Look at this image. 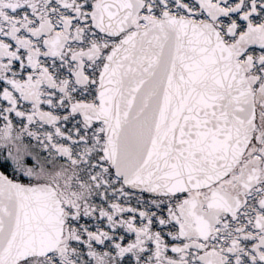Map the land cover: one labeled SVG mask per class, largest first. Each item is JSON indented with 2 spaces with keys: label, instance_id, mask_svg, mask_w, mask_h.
Returning a JSON list of instances; mask_svg holds the SVG:
<instances>
[{
  "label": "snow or ice",
  "instance_id": "6c2138e0",
  "mask_svg": "<svg viewBox=\"0 0 264 264\" xmlns=\"http://www.w3.org/2000/svg\"><path fill=\"white\" fill-rule=\"evenodd\" d=\"M0 264H264V0H0Z\"/></svg>",
  "mask_w": 264,
  "mask_h": 264
}]
</instances>
